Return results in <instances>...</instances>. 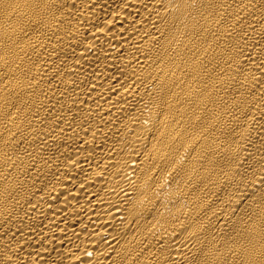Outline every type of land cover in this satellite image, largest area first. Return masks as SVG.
I'll return each mask as SVG.
<instances>
[{"label": "bare ground", "instance_id": "bare-ground-1", "mask_svg": "<svg viewBox=\"0 0 264 264\" xmlns=\"http://www.w3.org/2000/svg\"><path fill=\"white\" fill-rule=\"evenodd\" d=\"M0 264H264V0H0Z\"/></svg>", "mask_w": 264, "mask_h": 264}]
</instances>
